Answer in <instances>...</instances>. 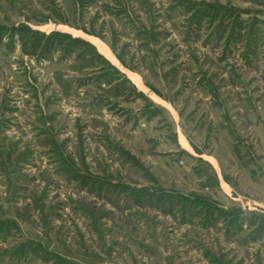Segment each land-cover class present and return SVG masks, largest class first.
<instances>
[{"label": "rangeland", "instance_id": "obj_1", "mask_svg": "<svg viewBox=\"0 0 264 264\" xmlns=\"http://www.w3.org/2000/svg\"><path fill=\"white\" fill-rule=\"evenodd\" d=\"M0 33V264H264V0H0Z\"/></svg>", "mask_w": 264, "mask_h": 264}, {"label": "trees", "instance_id": "obj_2", "mask_svg": "<svg viewBox=\"0 0 264 264\" xmlns=\"http://www.w3.org/2000/svg\"><path fill=\"white\" fill-rule=\"evenodd\" d=\"M117 7L119 8L120 6H117ZM24 31L26 33L30 34L31 36L27 38L26 36L28 34H25V32L23 33L22 31L21 32L19 31V35L18 36H19V40L23 43L22 44L23 49L26 48V46L28 45L29 42H31L29 44L30 45L32 44L33 47L35 45L38 46L39 41L36 38L40 36L39 33L38 32H31L28 29H25ZM50 37H54L57 41L52 40V42H49ZM2 38H3V34L0 33V42H1ZM56 46L58 48H60V53H62L64 55L68 54V53L70 54L72 52H78L77 57L78 58L82 57V59H85L86 61L85 60L84 61L86 62L87 66H88V64H93V59L94 58H98L97 54H94V53L86 54L87 52L85 51V49H91L90 45L88 43H86L82 39L71 38V37L66 36L64 34H61V33H51L49 35V37L45 40L44 44L41 45V47H42L41 51H42V53L49 52L50 51L49 49L51 47H56ZM36 47H34V48H36ZM32 54H36V51L33 52ZM65 172H67L69 174L72 173V171H68V170H66ZM112 204H114V203H112Z\"/></svg>", "mask_w": 264, "mask_h": 264}]
</instances>
